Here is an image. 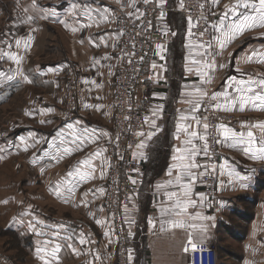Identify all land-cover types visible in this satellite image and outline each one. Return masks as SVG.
Wrapping results in <instances>:
<instances>
[{"label":"crops","instance_id":"crops-1","mask_svg":"<svg viewBox=\"0 0 264 264\" xmlns=\"http://www.w3.org/2000/svg\"><path fill=\"white\" fill-rule=\"evenodd\" d=\"M144 1H33L20 8L18 36L2 43L0 106L30 88L47 93L28 97L20 130L0 136V165L21 160L29 183L43 187L27 193L31 202L22 193L2 199L14 207L6 228L28 246L32 264H116V236L104 207L120 48L114 23L122 14L137 15ZM212 4L222 11L209 49L188 33L190 22L179 14L181 23L172 28L166 14L159 25L174 33L173 41L150 52L148 91L137 100L143 129L131 155L146 175L133 207L123 212L134 264H188L183 243L190 233L196 243L217 244L219 264H264V0ZM167 6L159 0V7ZM24 17L30 30L23 28ZM42 24L69 34L76 58L32 64ZM70 73L80 77L82 106L65 122L61 93ZM204 100L220 112L248 117L218 131L220 154L213 164ZM208 171L217 180L213 200L202 194L200 178ZM41 200L60 213L34 203ZM72 216L88 221L91 230L76 226Z\"/></svg>","mask_w":264,"mask_h":264},{"label":"built area","instance_id":"built-area-1","mask_svg":"<svg viewBox=\"0 0 264 264\" xmlns=\"http://www.w3.org/2000/svg\"><path fill=\"white\" fill-rule=\"evenodd\" d=\"M209 2L210 0H180L177 5L178 13L191 23L188 33L201 41V48H209L213 43L214 18L221 15V11L212 9ZM140 8L137 15L122 14L114 23L120 35V48L118 62L113 69L114 123L110 135L111 144L106 150L104 207L110 216L116 236V264H134L129 259L132 233L124 224L123 212L133 207L146 174L143 163L135 161L131 156L138 145L144 122L137 100L148 91L146 80L152 47L169 45L173 41V33L160 28V20L166 11L159 7V0H145ZM80 84V77L73 73L64 81L62 99L66 110L62 118L65 122L75 120V111L82 106ZM202 117L207 133L206 149L210 164H213L220 154L218 131L236 122V116L229 112H220L214 108L212 101L204 100ZM201 181L203 196L213 200L217 188L214 172L203 174ZM73 222L86 232L91 230V224L88 222L80 219ZM183 245L188 264H219L217 244L196 243L190 233ZM0 264H12L2 252Z\"/></svg>","mask_w":264,"mask_h":264},{"label":"rangeland","instance_id":"rangeland-1","mask_svg":"<svg viewBox=\"0 0 264 264\" xmlns=\"http://www.w3.org/2000/svg\"><path fill=\"white\" fill-rule=\"evenodd\" d=\"M33 1H39L41 6L42 4H48L49 2V0H0V50L1 47L3 46L2 44L3 42L18 36V32H19L18 27L21 26L20 20H22V15H23V13L20 12L21 6L22 5L31 6V3H33ZM179 1L180 0H173V1L166 0V5H168L167 7L169 9L165 10L166 11L165 15L167 14L165 17L168 23H170V27H172V24L176 22L179 24L181 23V21L179 22V20H181V16L177 11L178 10L177 5ZM62 4L64 5V3ZM209 5L211 6L212 9L213 8L217 9L215 6H213L212 0H210ZM220 11H222V9ZM25 17L27 18V16ZM25 17L22 22L23 24H25L23 28L30 30L29 28L30 26L27 24ZM218 18L219 17L214 18V21H216ZM40 27L41 30L38 31L37 33L34 51L32 52V55H30L29 58L32 64L35 63H40L41 65L51 64L52 62H57L59 60H66L69 56L73 59L76 58L73 55V46H72L73 44L71 42L72 38H70L69 34L62 31L57 26H51V24L49 26L47 24H42ZM196 40L198 43L201 44V41L199 39ZM213 43L210 45V47L213 45ZM243 46H245L244 43L241 46L234 47L233 53L237 54V52L240 51V49ZM202 49L207 50L209 48L203 47ZM76 54L78 55V53ZM113 86H114V81H113ZM36 92L45 95L47 94L46 91H41L39 89L33 90L30 88L25 93L20 92V94H16L10 101L4 102V104L0 106V136H5L10 134L13 131V128H16V131L20 130L18 125L21 124L20 122L21 120H23L22 118L23 115L21 113V109L23 108L22 106L25 103V101L28 99V97H33ZM113 93H114V89H113ZM62 94H63V87H62L61 96ZM62 106L63 107L61 111V116L63 117V113L66 110V106L64 105L63 99H62ZM78 110L79 108H77L75 111L76 116ZM236 117H235L236 122H234L235 124L237 123L243 124L244 122H248V117L246 116L238 117V118ZM24 165L25 164H23V162L19 159L14 160L12 162H8L5 165H0V252H2L6 257H8L12 264H32V263L30 262L28 256L29 251L26 250V247L28 246L25 245V242L22 243V240H20L18 235L7 230L6 228L8 220L9 218H11V215L14 212V207L12 204L8 203V201L7 203L3 202L2 199L9 200L12 195L16 196L22 193L21 197L23 198V200L25 201L29 200L31 202V198L29 197V195H27V193L34 192L33 194L37 195L39 193H42V188H43L40 184L32 185L29 183L32 176L27 175L26 166ZM35 179L37 180V177H35ZM34 203L37 204L38 206L40 204L43 209L45 210L48 209V211L54 215L60 213V210L56 209L57 207L52 208L50 205H46L42 200L36 201ZM246 208L250 209L251 206H246ZM68 216L71 217V215ZM72 217L74 220L80 219L85 221L86 223L88 222L84 220L82 217H76V216H72Z\"/></svg>","mask_w":264,"mask_h":264}]
</instances>
